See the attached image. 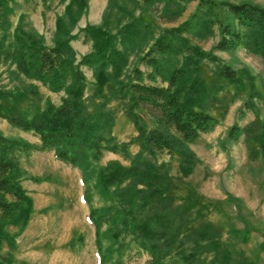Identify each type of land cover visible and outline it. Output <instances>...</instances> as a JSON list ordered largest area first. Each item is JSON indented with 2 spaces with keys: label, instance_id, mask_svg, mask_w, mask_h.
I'll return each mask as SVG.
<instances>
[{
  "label": "rangeland",
  "instance_id": "obj_1",
  "mask_svg": "<svg viewBox=\"0 0 264 264\" xmlns=\"http://www.w3.org/2000/svg\"><path fill=\"white\" fill-rule=\"evenodd\" d=\"M69 0H9L12 7L11 26L1 30L7 41L13 40V31L21 23L26 29L35 30L42 35L48 45H53L56 20L64 14ZM88 0V5L77 27L72 45L78 59L92 51V42L85 41L80 29L87 24L108 26L112 32L125 23L140 19L151 26V32L141 45L131 52L126 75L139 66L140 58L153 43V39L168 29L184 23L197 11L198 2L181 4L158 3L146 5L142 0ZM217 2H252L264 7V0H216ZM218 12V13H217ZM223 22L232 21L226 7L215 14ZM219 24L213 25L212 32L205 37L185 34L189 45L201 53H213L217 60L209 57L201 59L199 76L207 83L209 90L218 91L228 103V113L220 119L210 132L202 133L188 147L194 153L189 164L190 171L182 167L183 157L179 153L167 151L152 155L143 150L138 139L140 131L135 115L140 114L142 121L153 128L157 126L158 111L149 105L132 107L128 96L119 93V85L112 84L100 89L93 77V70L86 65L82 70L87 77L86 102L94 110L101 102L114 112V123L109 134L118 142L128 144L131 156L141 154L148 162L150 175L145 177L139 187L157 186L161 194L153 198L145 215H152L164 208L175 216L177 240L168 260L180 258L182 264H211L214 252L210 241L218 239L222 245L234 251H244L253 264H264V157L257 143L264 122V57L238 46L229 51H221L216 45L221 39ZM154 34V35H153ZM154 36V37H153ZM193 53V52H192ZM185 52L178 55L180 62ZM209 54V55H210ZM178 62V63H179ZM228 66L239 72L241 80L229 81L221 74ZM127 80V78H123ZM35 84L39 95L28 94L18 103L10 99L2 100L7 115L30 116L43 110L46 99L60 105L64 92H53L37 80H32L17 72L14 65H0V87L16 91L27 85ZM158 84L166 85L160 78ZM257 111L244 108L246 100L253 97ZM221 106L213 108L212 113L220 117ZM238 123L242 128L239 141L229 137V130ZM0 131L7 136L23 137L31 142L40 140L31 132L12 126L0 117ZM22 185L33 197L34 207L26 227L20 230L17 225H9L8 231L16 235L15 247L4 241L0 246V259L11 256L10 264H101L95 244V227L89 219L90 207L84 199L85 185L78 168L57 159L53 151H32L19 154ZM97 166L133 165L132 158L120 153L105 150L101 158L94 161ZM147 173V174H149ZM31 176L40 178L34 180ZM90 182L92 206L102 208L107 201L100 189ZM131 179L117 187H127ZM104 224L102 231H106ZM203 235V236H202ZM111 237L105 236L108 244ZM201 241L197 249L196 242ZM115 257H121L124 264H148L150 255L134 242L132 235L120 238ZM232 264H239L234 260Z\"/></svg>",
  "mask_w": 264,
  "mask_h": 264
},
{
  "label": "trees",
  "instance_id": "obj_2",
  "mask_svg": "<svg viewBox=\"0 0 264 264\" xmlns=\"http://www.w3.org/2000/svg\"><path fill=\"white\" fill-rule=\"evenodd\" d=\"M111 1L114 0H110V4ZM191 1L198 2L197 11L181 25L156 36L140 58V63L149 70L136 66L126 75L131 52L140 45L141 48L144 46V38L151 32L150 24L136 18L122 25L117 32H112L106 25L87 24L80 32L85 41L92 42V51L78 59L71 41L88 0L68 1L64 14L57 17L53 45H48L42 35L26 29L21 23L13 31V40L7 41V35H2L1 30L6 31L11 26L9 18L13 9L9 0H0V65H14L17 72L41 82L51 91L64 92L60 105H55L48 98L43 110L30 116L7 115L2 100L18 103L28 94L38 96L40 93L35 84L16 91L0 87V117L40 140L39 143L31 142L0 131V246L8 241L9 246L15 247L16 235L8 231V226L17 225L23 230L33 212V197L21 183L24 171L20 168L19 154L53 151L57 159L78 168L81 173L85 185L84 199L90 207L89 219L95 227V244L101 264L125 263L120 256L115 257L118 250L121 254L118 243L125 235H132L134 242L150 255L148 264H182L179 257L167 259L178 238L177 219L164 208L150 216L145 215L151 200L162 191L154 185L147 188L138 186L150 175L148 162L141 159V154L131 156L128 144L118 142L109 134L115 116L112 110L107 109L106 102L98 103L94 110H90L85 96L87 77L82 66L93 70L100 89L111 83L117 84L119 93L129 97L132 107L149 105L155 108L159 113L156 127L148 128L142 116L135 115L143 150L152 155L163 151L179 153L183 157V169L190 171L187 162L194 153L188 143L202 133L212 131L228 113L229 106L225 97H220L218 91L209 90L206 81L199 76L201 59L217 60V57L213 53L202 52L200 55L199 50L195 51L189 45L190 39L185 34L205 37L212 32L214 24H219L221 39L216 45L218 50L229 51L243 46L264 57V7L259 4L216 0H142L146 5ZM222 7L227 8L232 21L223 22L218 12L215 14ZM182 52L187 54L179 62L177 57ZM221 74L231 82L241 80L239 72L228 66L223 67ZM158 78L167 84H158ZM252 96L240 109L241 114L244 115V108L257 111L254 102L257 95ZM218 105L223 109L220 117L212 113ZM242 133L241 126L235 123L229 130V137L237 142ZM256 138L264 157V122ZM105 150L131 157L133 165L97 166L94 161L99 160ZM94 176L95 186L107 201L102 208H95L91 203L89 191ZM33 179L40 181L38 177ZM129 179L132 181L129 186L117 187ZM104 224H107L105 232L102 231ZM105 236L111 237L110 243H104ZM210 245L215 255L211 264H232L234 260L239 264H253L244 251L226 248L218 239L211 240ZM195 246L198 249L201 241L197 240ZM10 263L11 256L0 259V264Z\"/></svg>",
  "mask_w": 264,
  "mask_h": 264
}]
</instances>
